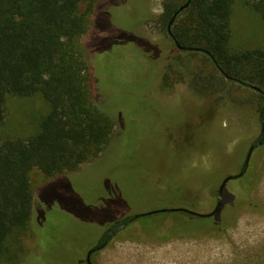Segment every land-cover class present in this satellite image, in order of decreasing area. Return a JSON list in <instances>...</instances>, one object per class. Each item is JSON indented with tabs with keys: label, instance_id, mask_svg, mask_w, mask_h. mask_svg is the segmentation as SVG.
Masks as SVG:
<instances>
[{
	"label": "rangeland",
	"instance_id": "obj_1",
	"mask_svg": "<svg viewBox=\"0 0 264 264\" xmlns=\"http://www.w3.org/2000/svg\"><path fill=\"white\" fill-rule=\"evenodd\" d=\"M183 3H81V11H90L87 31L76 42L88 62L91 100L113 117L114 136L76 170L53 177L33 170L32 220L9 236L0 264H39L44 247L37 235L61 240L71 264L127 215L171 208L212 212L217 183L236 171L260 132L262 105L253 89L222 80L202 53L173 45L162 15L166 4ZM229 48L264 49V22L243 0L233 5ZM48 111L39 93L8 95L1 138L35 135ZM254 170L256 208L239 210L221 235L143 242L124 231L93 254L91 264H264V156Z\"/></svg>",
	"mask_w": 264,
	"mask_h": 264
},
{
	"label": "trees",
	"instance_id": "obj_2",
	"mask_svg": "<svg viewBox=\"0 0 264 264\" xmlns=\"http://www.w3.org/2000/svg\"><path fill=\"white\" fill-rule=\"evenodd\" d=\"M83 1L0 0V126L8 95L26 98L39 93L49 106L35 135L6 140L0 136V257L9 236L24 230L32 220L33 170L45 177L76 170L98 155L114 136L113 117L91 100L88 62L76 42L88 26L90 9L81 11ZM235 1L184 0L182 5L188 2V6L177 14L168 37L176 48L202 53L222 80L255 87L261 111L264 49L230 50V18ZM243 1L264 22V0ZM181 6L165 5L164 25L168 27ZM257 179L252 164L239 180L245 186H239L240 192L234 197L235 209L220 219L200 218L184 211L158 212L138 217L140 235L127 228L122 232L128 231L133 239L143 242L219 236L241 208H256L250 195ZM168 215L171 217L165 218ZM37 239L44 247L38 254L39 264L45 260L68 264V251L61 240L49 237L44 241L39 235ZM51 249L58 251L63 263ZM61 254H67V258Z\"/></svg>",
	"mask_w": 264,
	"mask_h": 264
},
{
	"label": "flooded vegetation",
	"instance_id": "obj_3",
	"mask_svg": "<svg viewBox=\"0 0 264 264\" xmlns=\"http://www.w3.org/2000/svg\"><path fill=\"white\" fill-rule=\"evenodd\" d=\"M250 88L253 89L252 86H250ZM253 90H256L255 87H254ZM263 110L259 111V118H260V114H261V112ZM259 123H260V120H259ZM256 140L259 142V144L255 146V148H254V150L252 152V155H251V158H250L246 173L249 171V169L251 168L252 164H255V162L258 159H260V158H262L264 156V134H261V125H260L259 134L254 138V140L252 142H254ZM251 143H250V145H251ZM249 146H248V148H249ZM247 151H248V149H247ZM247 151H246V154H247ZM246 154H245L244 157H243V154H242V159L239 162V164L237 165L236 171L233 174H230V175H235V174L240 172V170L242 168V165H243V162L245 160ZM245 174L241 178L228 180L223 185L222 197H221V202H220L218 210L212 216L204 217V218H214V219H218L219 218L220 219V217H222L223 214H228L230 210L235 209V207L232 206V205H234V197L237 196V194H239V192H240L239 191V186H245V183L241 184V182H239V180L242 179L245 176ZM227 176H229V175H224L221 178V180L217 183L216 190H215L216 198H217V195H218V191H219L220 185L222 184V181ZM231 181H233V182H231ZM237 209H239V207ZM143 214H145V213L127 215L123 219H121L120 221H118V222H116L114 224H110L108 226V228L100 235V237H98L97 240L93 244H91L92 246L88 247V249H87V251L85 253V256L83 254H81L82 253L81 252L80 255L77 257V260L75 259L74 261L71 262V264H91V260H90L91 256L93 254L97 253L98 251L102 250V249H99V247L104 242H106V246H107L108 243L112 239H114L120 232H122L126 228L129 229L130 233L135 234V235H140L141 234V232H140L141 230H140V227L138 226L137 219H138L139 216H142ZM200 218H202V217H200ZM166 221H167V219H166ZM122 224H126V226L123 227L122 229H117V227L122 225ZM41 243H42V241H41ZM90 251H93V252H91L89 254ZM83 256H84V259H83ZM69 263L70 262H68V264Z\"/></svg>",
	"mask_w": 264,
	"mask_h": 264
},
{
	"label": "water",
	"instance_id": "obj_4",
	"mask_svg": "<svg viewBox=\"0 0 264 264\" xmlns=\"http://www.w3.org/2000/svg\"><path fill=\"white\" fill-rule=\"evenodd\" d=\"M187 6H188V2L185 3L184 5H182L179 8V10L177 11V13L174 14L173 17H172V19L169 21V23H168V33H169V35L171 34L169 28L172 25V23L174 22L177 14H179L181 11H183ZM177 47L181 49V47H179V46H177ZM252 88L254 89L253 86H252ZM259 120H260V125H261V134H264V110L261 112ZM258 144H259V142L256 140V141L252 142L251 145L249 146L248 151H247V154H246V157H245V160L243 162V165H242V168H241L240 172L237 173V174H235V175H229V176H227L222 181V184L220 185V188H219V191H218V195H217V198H216V201L217 202H216V204L214 206V209H213V211L211 213H208V214H199V213H195V212L189 211V210L184 209V208H171L169 210H167V209L156 210V211H152V212L145 213L143 215H150V214H155V213H158V212H167V211H184V212L190 213L191 215L198 216V217H202V218L212 216L213 214H215V212L219 208V205H220V202H221V197H222V188H223V185L228 180H233V179L241 178L246 173L247 168H248V164H249V161H250V158H251V155H252V152H253L255 146L258 145ZM125 226H126V224H122V225L118 226L117 229H122ZM105 246H106V242H104L99 247V249H103ZM91 252H93V251H90L89 254Z\"/></svg>",
	"mask_w": 264,
	"mask_h": 264
}]
</instances>
